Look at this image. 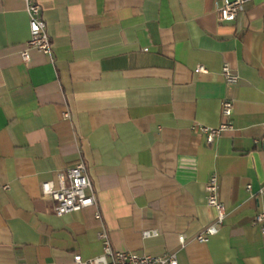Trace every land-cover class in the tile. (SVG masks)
<instances>
[{"label":"crops","instance_id":"crops-1","mask_svg":"<svg viewBox=\"0 0 264 264\" xmlns=\"http://www.w3.org/2000/svg\"><path fill=\"white\" fill-rule=\"evenodd\" d=\"M223 1L40 0L54 54L26 63V4L0 0V264H80L102 227L116 250L264 264V0L220 22ZM226 98L234 127L208 143L193 127H218ZM79 161L96 205L57 215L41 185ZM212 174L227 216L200 242Z\"/></svg>","mask_w":264,"mask_h":264},{"label":"built area","instance_id":"built-area-1","mask_svg":"<svg viewBox=\"0 0 264 264\" xmlns=\"http://www.w3.org/2000/svg\"><path fill=\"white\" fill-rule=\"evenodd\" d=\"M26 4V10L29 15L30 37L26 41L25 47L21 52L22 58L26 63L31 61L30 50L37 49L44 54L52 57L54 47L52 39L47 30V23L43 16V8L40 0H23ZM249 0H224L218 7V20L220 22L235 20L245 9V4ZM197 72L207 71L204 65H198ZM222 74L227 83H237L239 75L235 73L228 63H224ZM234 102L226 98L222 102V121L218 127L194 126L193 129L201 131L208 143L219 138L225 131L234 127L233 123ZM66 117L70 116L67 111ZM252 190V185H247ZM5 189L9 185L4 186ZM42 193L47 200L54 205V211L57 215H65L72 212H79L88 207L96 205V191L88 173L87 165L84 161H79L67 169L66 172L58 174V180H48L41 185ZM207 202L215 207L218 217L212 225L206 227L204 231L197 236L200 242H206L209 238L218 232L219 227L224 223L227 216L226 206L219 196V179L216 174H212L206 183ZM96 217L101 219V213L96 212ZM255 224L259 226L263 234L264 249V211L257 214ZM151 233V232H149ZM98 238L103 244V253L93 259L84 260L81 255L75 256V261L80 264H179L176 251H170L165 255H152L139 253L136 251L116 250L114 249L105 227L98 232ZM188 238L185 235H179V244L185 245Z\"/></svg>","mask_w":264,"mask_h":264},{"label":"water","instance_id":"water-1","mask_svg":"<svg viewBox=\"0 0 264 264\" xmlns=\"http://www.w3.org/2000/svg\"><path fill=\"white\" fill-rule=\"evenodd\" d=\"M263 148H264V140H263Z\"/></svg>","mask_w":264,"mask_h":264}]
</instances>
